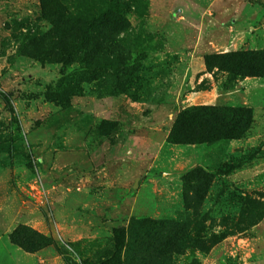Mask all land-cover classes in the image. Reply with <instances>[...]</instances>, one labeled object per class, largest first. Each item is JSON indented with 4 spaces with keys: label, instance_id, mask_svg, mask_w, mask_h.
<instances>
[{
    "label": "rangeland",
    "instance_id": "rangeland-1",
    "mask_svg": "<svg viewBox=\"0 0 264 264\" xmlns=\"http://www.w3.org/2000/svg\"><path fill=\"white\" fill-rule=\"evenodd\" d=\"M121 2L120 68L88 80L40 0H0V264H264V74L205 62L264 50V0ZM201 104L244 105L251 124L170 141ZM164 217L187 225L159 252L142 221ZM20 224L54 243L23 250Z\"/></svg>",
    "mask_w": 264,
    "mask_h": 264
},
{
    "label": "trees",
    "instance_id": "trees-1",
    "mask_svg": "<svg viewBox=\"0 0 264 264\" xmlns=\"http://www.w3.org/2000/svg\"><path fill=\"white\" fill-rule=\"evenodd\" d=\"M100 1V5L96 6L69 8L64 0H40L43 16L56 22L59 28L66 26L62 34L58 35L60 51L76 54L77 59L85 63V71L81 74L88 80L102 78L111 70L117 74L116 69L122 63L119 61L122 52L117 34L128 25L125 6L121 0ZM33 37H30V42ZM205 62L209 68L217 66L236 75L264 74V50L216 54L207 57ZM251 121L252 111L244 105H191L179 113L169 140L204 142L240 138L248 130ZM194 174L198 176L195 172L192 176ZM186 221L187 217H164L142 222L144 227L152 226L156 249L163 252L171 243L177 242L178 236L184 234ZM9 238L27 252H35L44 245L54 243L51 236L25 224L15 227Z\"/></svg>",
    "mask_w": 264,
    "mask_h": 264
}]
</instances>
